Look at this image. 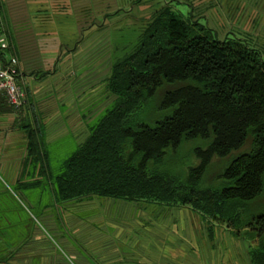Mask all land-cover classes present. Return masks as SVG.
Returning a JSON list of instances; mask_svg holds the SVG:
<instances>
[{"label": "trees", "instance_id": "16d2710c", "mask_svg": "<svg viewBox=\"0 0 264 264\" xmlns=\"http://www.w3.org/2000/svg\"><path fill=\"white\" fill-rule=\"evenodd\" d=\"M6 3L17 4L0 0V38L6 42L0 61L13 58L19 74H32L20 67L23 39L16 42L11 34ZM152 19L136 51L111 69L108 90L115 107L64 159L62 171L50 168L44 127L29 125L26 161L38 168V178L25 186L45 180L57 206L96 197L189 208L234 237L255 242L249 264H264V208L257 204L264 196V57L246 40H219L169 6ZM194 140L206 145L193 152L196 167L183 177L161 170ZM213 158L228 159V166L217 176L218 187H203ZM7 204L0 199V264H10L23 247V229L11 222L15 211Z\"/></svg>", "mask_w": 264, "mask_h": 264}, {"label": "rangeland", "instance_id": "374dc122", "mask_svg": "<svg viewBox=\"0 0 264 264\" xmlns=\"http://www.w3.org/2000/svg\"><path fill=\"white\" fill-rule=\"evenodd\" d=\"M11 1L17 4L8 6L6 3L4 18L9 22L13 38L16 42L23 39L24 51L31 49L29 60L34 65L39 63L37 53L41 52L47 60L44 72L57 75L39 86L19 79L17 84L23 92L24 103L18 112L0 97L3 120L8 119V126L11 121L15 123L6 129L8 134L5 136L14 140L9 139L7 144L3 140L0 144V199L15 211L10 217L11 222L16 228L23 229L24 234L20 240L23 247L10 264H249L248 252L255 247V242L234 237L223 225L210 224L195 215L189 221V244L187 246L185 240L184 245V255H188L189 260L158 263L150 255H135L136 248L132 245L120 249L127 253L126 261L106 263L98 260L86 245L85 238L92 234L83 230L89 228L87 219L73 225L81 214L67 210L65 205L57 206L45 180L33 187L25 186L38 178V168L26 161L25 140L29 128L26 119L40 106L37 102H41L43 109L81 111L88 120V131L95 128L116 105V97L108 90L112 67L136 51L154 13L164 6L209 27L219 40H246L264 57V0H95L94 6L81 4L74 7L73 14L70 0ZM158 100L159 97L153 101V109ZM46 129L43 135L45 148L51 155L50 168L58 173L63 170L64 159L81 144H75L78 139L73 132L76 130L72 134L65 131L55 143L52 139L58 135L49 127ZM249 147L248 143L243 151H249ZM198 148H206L205 143L194 140L182 144L170 162L161 165V170L183 177L198 164L193 156ZM227 164L228 159L213 158L202 186L218 187L217 176ZM257 204L264 208V196ZM133 242L134 238H128V244Z\"/></svg>", "mask_w": 264, "mask_h": 264}, {"label": "crops", "instance_id": "0c3cea01", "mask_svg": "<svg viewBox=\"0 0 264 264\" xmlns=\"http://www.w3.org/2000/svg\"><path fill=\"white\" fill-rule=\"evenodd\" d=\"M70 1L69 4L73 9L72 14L74 12V7H78L81 4L89 7L95 4V0ZM182 5L185 4L182 3ZM37 49L36 47V51ZM30 50H23L25 58H23L21 63L22 68L31 70L32 74H25L24 76L20 74V79H26L29 85L33 84L34 86H39V84H42L46 79L55 78L57 74L54 72L45 71L47 74L42 77L38 72H35V69H40L44 72L47 60L41 55V52H38L37 54L38 56L40 55V60L38 64L34 65L31 59L29 60L32 55ZM69 52L72 51H68V53ZM37 103L40 104V106L37 107L34 113L32 112L29 114L26 119L28 120V125L35 127L36 124H41L44 129L49 127L55 132L56 136L58 135L57 138L54 137L52 139L55 143L59 141L58 139H60V137L64 136L65 131L72 134V131L76 130L73 132L77 134L78 139L75 144L82 145L90 131H88V120L84 119L85 115L83 116L81 111L74 110L62 112L59 109H43L44 105L41 102ZM3 115L0 103V144L3 143V140H6L7 144L9 139L14 140V138H5L8 134L6 129L9 126L12 128L13 125L15 126V123L11 121L9 126L6 125L8 119L4 121ZM39 119H42V122L39 121ZM11 131L12 130H10V132ZM20 140H22V138H20ZM65 206H67V210L71 209L77 214H81V217L75 219L77 223L73 225L77 226L79 221L87 219L89 228L83 230H89V233L91 232L92 234H89V236L85 238L87 240L86 245L90 246V249H92L93 254L97 256L98 260L106 263L112 261H126L127 259L125 257L127 253L122 252L120 249L122 247L130 248L131 245L134 246L133 248H136L135 255H150L153 257L152 259L158 261V263L159 261L163 263H173V261L176 260L183 262L186 259L189 260V256L186 254L184 255V253H186L184 245L187 243L188 246L191 235L189 221H191L194 215L199 219L202 218L189 208L168 207L148 203H128L96 197L72 201ZM80 235L83 236L84 233L80 232ZM130 237L134 238V242L128 244V238ZM185 240H187L186 243ZM175 247L177 250H175ZM97 249H99L98 253Z\"/></svg>", "mask_w": 264, "mask_h": 264}, {"label": "built area", "instance_id": "2783aa9c", "mask_svg": "<svg viewBox=\"0 0 264 264\" xmlns=\"http://www.w3.org/2000/svg\"><path fill=\"white\" fill-rule=\"evenodd\" d=\"M1 50L6 49V42L0 38ZM17 62L13 58L7 61H0V95L7 99V104L16 112L21 110L24 95L19 88L17 81L20 74L16 70Z\"/></svg>", "mask_w": 264, "mask_h": 264}]
</instances>
